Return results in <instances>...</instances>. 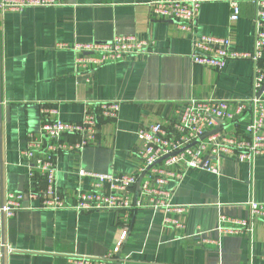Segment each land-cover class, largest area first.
<instances>
[{
    "label": "crops",
    "instance_id": "crops-1",
    "mask_svg": "<svg viewBox=\"0 0 264 264\" xmlns=\"http://www.w3.org/2000/svg\"><path fill=\"white\" fill-rule=\"evenodd\" d=\"M151 1L55 0L0 13V202L5 192L28 191L33 184L21 150L28 133H39L41 105L57 107L64 120L78 121L86 105L119 103L117 118L100 121L93 143L58 157V185L73 189L79 168L135 173L141 166L137 129L173 119L188 100L250 95L251 60H229L221 70L193 63L190 29L155 18ZM239 6V17L231 22L227 0L205 2L192 29L197 35L229 37L239 49L250 50L255 5L240 0ZM115 35L149 40L153 52L97 68L75 67L74 44ZM215 163L216 172L189 168L180 180L169 179L170 201L180 211L146 206L138 193L139 205L130 211L124 237L121 211L38 208L39 200L26 194L24 208L5 223L4 236L14 250L4 256L0 247V264H68L75 255L101 256L117 245L128 264H264V221L250 218L247 204L251 199L264 203V154L253 162L224 156ZM80 180L87 188L89 177ZM221 215L250 220L251 229L226 232L231 224H221ZM166 217L180 226L166 224Z\"/></svg>",
    "mask_w": 264,
    "mask_h": 264
},
{
    "label": "built area",
    "instance_id": "built-area-1",
    "mask_svg": "<svg viewBox=\"0 0 264 264\" xmlns=\"http://www.w3.org/2000/svg\"><path fill=\"white\" fill-rule=\"evenodd\" d=\"M211 0H152L151 12L157 19L173 20L192 33L193 63L221 70L229 60L249 59L253 62L250 95L245 99L188 100L181 112L171 120L156 121L140 126L136 136L141 146L137 151L141 166L132 174L90 172L79 168L78 184L73 189H61L57 182L58 157L79 153L93 143L99 133L100 121L115 120L119 103L102 101L86 105L78 121L59 117L58 108L41 105L39 133H28L26 145L21 150L22 161L33 184L28 191H7L0 202L1 254L8 256L14 248L4 236L5 223L24 208L27 194L38 199V208L92 211L111 209L123 213L120 235L127 233L133 191L141 177L139 191L144 204L164 210L180 211L171 203L172 191L166 187L170 178L180 180L182 171L189 168L217 170L216 160L224 156L239 162H253L264 154V0H252L255 5L253 18V43L250 50L236 47L229 37L197 35L192 29L201 5ZM229 20L234 22L240 14V0H227ZM55 0H0V13L18 11L29 6H47ZM66 48L65 44H59ZM74 65L79 69L97 68L131 56L153 52V43L135 35H115L108 41L76 43ZM240 121H244L240 126ZM232 126L226 131L227 126ZM173 167L179 171L175 172ZM88 176V187L83 188L81 178ZM43 183V185H41ZM250 218L264 221V203L248 201ZM142 205V203H141ZM31 209L34 206L30 207ZM166 224L180 226L169 217ZM221 224H231L229 233H242L251 229L250 220L220 216ZM228 222V223H227ZM121 246L112 247L101 256L75 255L68 264H104L127 259L119 256Z\"/></svg>",
    "mask_w": 264,
    "mask_h": 264
},
{
    "label": "water",
    "instance_id": "water-1",
    "mask_svg": "<svg viewBox=\"0 0 264 264\" xmlns=\"http://www.w3.org/2000/svg\"><path fill=\"white\" fill-rule=\"evenodd\" d=\"M141 177H142V175L140 176V178H139V180H138V182H137V184L135 186L136 190H135V194H134V202L137 201V195H138V191H139V185H140Z\"/></svg>",
    "mask_w": 264,
    "mask_h": 264
}]
</instances>
